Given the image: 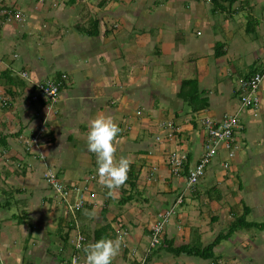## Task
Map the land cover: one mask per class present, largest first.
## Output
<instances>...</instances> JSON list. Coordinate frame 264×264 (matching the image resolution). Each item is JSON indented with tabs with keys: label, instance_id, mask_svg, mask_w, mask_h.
<instances>
[{
	"label": "crops",
	"instance_id": "crops-1",
	"mask_svg": "<svg viewBox=\"0 0 264 264\" xmlns=\"http://www.w3.org/2000/svg\"><path fill=\"white\" fill-rule=\"evenodd\" d=\"M262 68L264 0H0V264H70L77 231L84 245L122 236L113 264H264V227L227 234L236 220L264 222V78L257 108L237 94L238 80ZM62 73L53 106L30 101L34 83ZM225 113L242 126L236 155L219 152L189 188L207 142L202 121ZM99 114L121 128L115 156L132 161L112 190L87 148ZM44 120L39 157L22 138ZM171 151L187 156L180 176L170 172ZM46 169L85 188L79 212L49 188ZM179 196L150 247V225ZM216 236L227 237L213 259L173 252Z\"/></svg>",
	"mask_w": 264,
	"mask_h": 264
},
{
	"label": "built area",
	"instance_id": "built-area-1",
	"mask_svg": "<svg viewBox=\"0 0 264 264\" xmlns=\"http://www.w3.org/2000/svg\"><path fill=\"white\" fill-rule=\"evenodd\" d=\"M20 76L28 80L29 74L26 71H22ZM264 78V68L254 72L251 76L240 78L238 80V99L242 107L257 108L259 105V96L257 94L260 84ZM67 80V75L62 73L59 78L46 79L44 81H38L34 83L32 91L30 93L31 102H43L47 106H53L59 99L60 91L63 83ZM6 103V100H3ZM204 130L207 137L205 149L200 156L198 162L188 170L186 175V186L193 187L200 178L205 174L206 167L211 160L216 157L219 150L222 149L226 152L228 160L232 159L236 155L237 137L236 134L241 130L242 126L237 113H225L220 120L216 121L210 118H204L203 121ZM47 125L45 120L40 122L34 132L26 137L22 138V142L26 150L30 151L37 156L42 157L40 152V145L45 138L47 131ZM39 152V153H36ZM187 156L185 153L179 151H171L168 155V164L170 172L173 176H180L183 164L186 162ZM228 162L224 163V167H228ZM43 178L48 184L49 188L66 202L67 210L72 214L79 212L87 203L85 188L81 187H68L63 184L58 178L57 174L52 169H46L43 172ZM75 192L76 196L71 201V193ZM181 202V196H179L175 203H173L168 209L163 212H159L156 215L155 221L150 225V247H155L160 244L162 233L166 227V224L170 220L174 213L176 204ZM119 234L125 235V231L119 230ZM122 238V236H119ZM79 242L82 246L76 247V243ZM85 237L76 232L73 240L74 253L70 258V264H72L75 258L77 264H85L81 258L83 251V245ZM142 264V263H141Z\"/></svg>",
	"mask_w": 264,
	"mask_h": 264
},
{
	"label": "clouds",
	"instance_id": "clouds-1",
	"mask_svg": "<svg viewBox=\"0 0 264 264\" xmlns=\"http://www.w3.org/2000/svg\"><path fill=\"white\" fill-rule=\"evenodd\" d=\"M120 132V126L112 116L99 114L89 122L86 136L88 150L96 154L99 183L110 190L125 184L132 163L125 156H115L117 135ZM121 240L102 236L84 245L85 264H113L119 255ZM81 246L79 242L76 243L77 248ZM72 264H77L75 258Z\"/></svg>",
	"mask_w": 264,
	"mask_h": 264
},
{
	"label": "trees",
	"instance_id": "trees-1",
	"mask_svg": "<svg viewBox=\"0 0 264 264\" xmlns=\"http://www.w3.org/2000/svg\"><path fill=\"white\" fill-rule=\"evenodd\" d=\"M186 163V162H185ZM184 163V164H185ZM184 164L182 166V170H181V174L184 170ZM70 187V186H68ZM242 226L246 227V228H250V227H253V226H256V227H264V222L263 223H255V222H245V225L241 222V221H234L232 224H230L229 228H228V231H227V234H230L232 233L233 231H235L236 229L238 228H241ZM109 227L107 226L105 228V230H107ZM95 236H98L97 235V232L95 233ZM227 236H216V238L209 244H207L206 246L204 247H198L196 249H191L189 247H178V248H174L173 252L176 253V254H179L180 252L184 251L186 253H189V254H193V255H200L199 257L201 258H206V259H210V258H214V254H213V248L215 247L216 244H218L222 239L226 238ZM96 240H98L96 238Z\"/></svg>",
	"mask_w": 264,
	"mask_h": 264
},
{
	"label": "rangeland",
	"instance_id": "rangeland-1",
	"mask_svg": "<svg viewBox=\"0 0 264 264\" xmlns=\"http://www.w3.org/2000/svg\"><path fill=\"white\" fill-rule=\"evenodd\" d=\"M248 147H249V146H248ZM249 148H250V147H249ZM251 149H253V147H251ZM26 152H27V151H26ZM219 152H220V155H221V153L224 154V158H225V156L227 157V154H226L225 151L221 150V151H219ZM240 155H243V152H242V151L240 152ZM263 185H264V184H263ZM262 188H264V186H262ZM254 228H256V227L254 226ZM254 228H253V229H254Z\"/></svg>",
	"mask_w": 264,
	"mask_h": 264
}]
</instances>
